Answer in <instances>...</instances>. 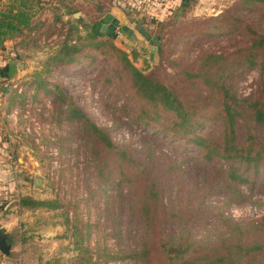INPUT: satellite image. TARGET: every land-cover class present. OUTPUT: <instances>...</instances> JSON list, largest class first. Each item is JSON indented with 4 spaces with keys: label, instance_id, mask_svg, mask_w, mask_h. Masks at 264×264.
<instances>
[{
    "label": "trees",
    "instance_id": "obj_1",
    "mask_svg": "<svg viewBox=\"0 0 264 264\" xmlns=\"http://www.w3.org/2000/svg\"><path fill=\"white\" fill-rule=\"evenodd\" d=\"M43 1L0 0V80L12 79L10 61L4 62L3 57L8 43L18 42L27 31L35 28L40 31L45 23L38 18L46 5ZM81 5L72 6L65 0H58L55 5L53 27L59 22V34L66 35L41 70L26 83L32 91L29 97L26 93L12 95L5 87L3 92L10 94L6 105L8 112L13 111L15 105L25 108L29 98L41 102L48 97L51 107L74 126L77 136L88 145L97 172L98 190L106 193L109 186L115 188L112 198L118 197L119 207L127 208L130 229L137 227L138 232L129 233L136 241L133 249L125 253H113L109 249L107 253L112 258H131L148 264H264V213L247 223L218 213V225L227 230H218L216 235L208 233L201 238L194 236L192 218L186 214L189 207L187 186L177 188L174 201L166 208L159 191L160 169L155 152L144 147L151 159L148 168L125 145L114 142L109 130L98 125L72 94L53 81L63 67L77 68L88 60V66L96 67L97 59L105 55L112 61V75H107L103 66L98 65L97 69L106 84L117 85V91L108 96L114 98V110L126 119L122 124L135 125L143 131L147 129L145 135L154 140L162 134L175 150L195 148L193 158L200 167H197L199 174L194 179L192 191L200 204L211 196L214 188L222 190L226 205L241 203L247 199L240 185L263 182L264 175V27H257L253 20H246L244 16V13L252 16L262 13L264 19V0H241L217 15L177 29L176 34L180 36L208 38L241 33L244 37L233 50L202 52L196 71L184 69L185 89L164 82L157 71L147 70L149 65L145 69L135 65L132 57L138 58L139 53L119 47L114 42V33L106 39L101 38L98 17H93L92 21L63 19L64 15L83 10ZM187 5L184 0L183 6ZM61 6L65 7L63 12ZM97 8L100 9V4ZM78 23L85 27V35L80 33ZM250 69H257L261 75L259 95L240 96L236 80ZM163 171L173 175L183 173L186 165L184 161L167 163ZM261 205L264 207V202ZM19 206L21 209L54 210L63 205L58 198L39 200L24 196ZM208 210L214 213L212 207H201L196 215L198 223L206 230L211 222L202 216ZM167 220L173 223V231L155 247L153 237L165 229ZM86 233L90 234L89 225ZM0 264H3L1 259Z\"/></svg>",
    "mask_w": 264,
    "mask_h": 264
},
{
    "label": "rangeland",
    "instance_id": "obj_2",
    "mask_svg": "<svg viewBox=\"0 0 264 264\" xmlns=\"http://www.w3.org/2000/svg\"><path fill=\"white\" fill-rule=\"evenodd\" d=\"M65 1L72 6L77 3L84 6L78 11L79 16L64 15L65 21L74 18L92 21L93 17H98L101 38L106 39L114 33V42L119 47L139 53L138 58L132 57L135 65L141 69L149 65L148 71H157L164 82L182 89L187 86L184 69L196 71L202 52L230 51L244 39L241 33L208 38L176 34L179 27L186 28L217 15L241 0H187V6H183L184 0H170L165 4L158 0ZM43 3L46 5L43 4L45 8L38 18L40 21L45 18V23L40 31L37 28L27 31L20 42H9L3 52L4 62H16L18 65V73L13 80H0V228L6 227L10 232L12 251L8 264H148L131 258H112L107 253L109 249L113 253L133 249L136 241L129 233L137 234V227L130 229L129 211L125 206L119 207L118 197L112 198L115 188L109 186L106 193L98 190L97 172L90 159L88 145L77 136L74 126L51 107L48 97L41 102L29 98L25 108L15 105L13 111H7L10 94H4L3 87L12 95L15 92L26 93L29 97L32 91L26 83L41 70L66 35L59 34V22L53 27L54 7L58 5V0H44ZM62 6L61 12L65 9ZM261 14L252 16L244 13V16L263 29ZM78 25L80 33L85 35V27L80 23ZM103 25L107 26L105 31H102ZM122 25L132 28L137 39L121 32ZM140 27L146 29L147 35H143ZM158 36L161 38L157 41ZM19 53L21 57H17ZM88 61L77 68L63 67L53 81L72 94L98 125L106 127L114 142L125 145L148 168L151 159L144 147L155 152L160 169L159 191L166 208L174 201L177 188L187 186L189 207L186 214L192 218L194 236L201 238L208 233L216 235L218 230H227L225 226L218 225V213L244 223L263 215L264 175L261 177L263 182L258 180L253 184L240 185L246 201L226 205L222 190L214 188L211 196L200 204L195 191H192L194 179L199 174L197 167H200L193 158L195 148L175 150L162 134H159L161 138L154 140L145 135L147 129L143 131L135 125L122 124L126 119L114 110V98L108 96L117 91V85L106 84L97 69L98 65L103 66L106 74L112 75V61L105 55L97 59L96 67L88 66ZM260 78L257 69L245 71L236 80L238 95L258 96ZM182 161L185 162L186 172L173 175L163 171L164 164ZM36 177L42 179L39 185L35 183ZM24 196L39 200L58 198L63 206L54 210L21 209L19 200ZM201 207H212L214 210L213 214L208 210L202 216L211 222L208 230L198 223L196 215ZM87 225L89 235L86 233ZM173 226L171 221H166L165 229L153 237L155 247L169 238Z\"/></svg>",
    "mask_w": 264,
    "mask_h": 264
},
{
    "label": "water",
    "instance_id": "obj_3",
    "mask_svg": "<svg viewBox=\"0 0 264 264\" xmlns=\"http://www.w3.org/2000/svg\"><path fill=\"white\" fill-rule=\"evenodd\" d=\"M76 16L80 15V12H77L75 14ZM107 28L106 25L103 26V31H105ZM122 30L127 32L129 35H131L134 39H137L134 30L130 28L128 25H122ZM140 31L143 33V35H147V31L144 27H140ZM160 38V37H159ZM153 55V53H152ZM18 73V65L16 62H12L9 64V76L14 79L16 74ZM42 182V179L40 177H36L35 183L36 185H39ZM10 232L6 229V227L0 228V252L5 256H10L12 251V244L10 243Z\"/></svg>",
    "mask_w": 264,
    "mask_h": 264
},
{
    "label": "crops",
    "instance_id": "obj_4",
    "mask_svg": "<svg viewBox=\"0 0 264 264\" xmlns=\"http://www.w3.org/2000/svg\"><path fill=\"white\" fill-rule=\"evenodd\" d=\"M75 15V14H74ZM43 20H45V18H43ZM20 40V39H18ZM9 44V43H8ZM1 104V103H0ZM2 219V218H1ZM0 224H1V221H0ZM10 241V240H9ZM0 259L2 260V263L3 264H8V260L10 259L9 256H5L3 255L1 252H0Z\"/></svg>",
    "mask_w": 264,
    "mask_h": 264
},
{
    "label": "built area",
    "instance_id": "obj_5",
    "mask_svg": "<svg viewBox=\"0 0 264 264\" xmlns=\"http://www.w3.org/2000/svg\"><path fill=\"white\" fill-rule=\"evenodd\" d=\"M1 61H2V56H1V54H0V63H1Z\"/></svg>",
    "mask_w": 264,
    "mask_h": 264
}]
</instances>
